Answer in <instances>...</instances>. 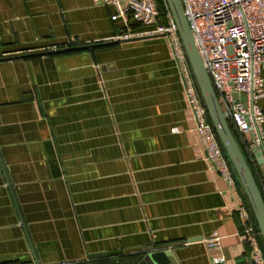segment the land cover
Here are the masks:
<instances>
[{
  "label": "crops",
  "instance_id": "obj_1",
  "mask_svg": "<svg viewBox=\"0 0 264 264\" xmlns=\"http://www.w3.org/2000/svg\"><path fill=\"white\" fill-rule=\"evenodd\" d=\"M115 14L0 0V264H213L215 234L226 264H252L168 40L117 41L149 28ZM252 167L263 180L264 157Z\"/></svg>",
  "mask_w": 264,
  "mask_h": 264
},
{
  "label": "built area",
  "instance_id": "obj_2",
  "mask_svg": "<svg viewBox=\"0 0 264 264\" xmlns=\"http://www.w3.org/2000/svg\"><path fill=\"white\" fill-rule=\"evenodd\" d=\"M93 2L114 6L113 21L122 19L126 24L133 21L149 28L144 34H124L117 41L144 35L162 36L168 40L205 157L210 168L228 182L237 196V213L246 226L242 233L247 237L252 264H264L261 233L240 196L236 173L209 118L171 11L166 13L163 23L157 0ZM181 3L220 105L253 164L258 149L262 148L264 153V111L258 105L264 96V0H181ZM247 137L251 139L247 140ZM259 184L264 197V179ZM221 241L217 234L203 241L219 252L212 258L213 264L227 262Z\"/></svg>",
  "mask_w": 264,
  "mask_h": 264
},
{
  "label": "water",
  "instance_id": "obj_3",
  "mask_svg": "<svg viewBox=\"0 0 264 264\" xmlns=\"http://www.w3.org/2000/svg\"><path fill=\"white\" fill-rule=\"evenodd\" d=\"M178 26L179 34L182 39L185 51L187 53L193 74L197 81L198 88L204 100L209 118L214 126L217 136L225 150L236 176L249 200L251 209L255 216L261 237L264 243V197L258 185V181L250 167V164L242 151V148L234 135L227 114L223 111L218 95L206 71L200 52L195 43L189 23L184 13L181 0H166ZM117 43V42H112ZM110 43L100 44L106 46ZM96 45L84 47H72L56 52H70L83 49H92ZM50 52V53H56ZM256 157H264L262 148L258 149ZM167 256H171L166 252ZM34 264H40L38 261Z\"/></svg>",
  "mask_w": 264,
  "mask_h": 264
},
{
  "label": "trees",
  "instance_id": "obj_4",
  "mask_svg": "<svg viewBox=\"0 0 264 264\" xmlns=\"http://www.w3.org/2000/svg\"><path fill=\"white\" fill-rule=\"evenodd\" d=\"M157 4H158V8H159V10H160V12H161V14H162L161 22L164 23V16L166 15V13H167L168 11H170V8H169V6H168L166 0H157ZM229 123H230V122H229ZM230 127H231V129H232L234 135L236 136L237 141L239 142V144H240V146H241V148H242V151L244 152V154H245V156H246V158H247V160H248V162H249V164H250V167H251V169H252V171H253V167H252V164H251V162H250V160H249V157H248V155H247V152H246V150H245V147L241 144L240 139H239V136H238V134H237V132H236L234 126H233L231 123H230ZM224 152H225V150H224ZM229 162H230V161H229ZM230 164H231V163H230ZM231 165H232V164H231ZM253 173H254V171H253ZM254 175H255V174H254ZM236 180H237V186H238V190H239L240 196L243 198L244 202L248 205V207H249V209H250V211H251V213H252V219H253V221H254L255 227H256L257 230L259 231V228H258V225H257L256 219H255V216H254V214H253V211H252V209H251V206H250L249 200H248V198H247V196H246V194H245V192H244V190H243V188H242V186H241V184H240V182H239V180H238L237 177H236ZM258 185H259V187H260L259 182H258ZM260 189H261V187H260ZM260 242H261V246H262V248H263V250H264V243H263L262 238L260 239Z\"/></svg>",
  "mask_w": 264,
  "mask_h": 264
}]
</instances>
